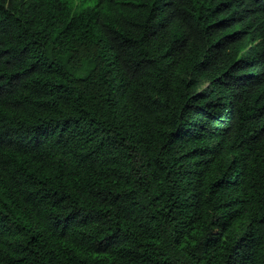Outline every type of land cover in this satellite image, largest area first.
Instances as JSON below:
<instances>
[{
    "label": "trees",
    "instance_id": "16d2710c",
    "mask_svg": "<svg viewBox=\"0 0 264 264\" xmlns=\"http://www.w3.org/2000/svg\"><path fill=\"white\" fill-rule=\"evenodd\" d=\"M0 264H264V0H0Z\"/></svg>",
    "mask_w": 264,
    "mask_h": 264
}]
</instances>
